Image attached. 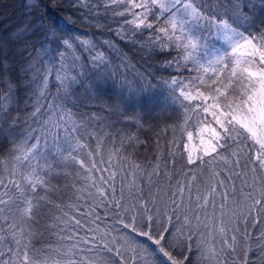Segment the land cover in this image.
Returning a JSON list of instances; mask_svg holds the SVG:
<instances>
[{
	"label": "snow or ice",
	"instance_id": "snow-or-ice-1",
	"mask_svg": "<svg viewBox=\"0 0 264 264\" xmlns=\"http://www.w3.org/2000/svg\"><path fill=\"white\" fill-rule=\"evenodd\" d=\"M41 4L26 2L0 36V264H264V0H66L69 12L173 70L167 79L138 71L104 41L134 73L119 82L107 52ZM109 14L115 30L100 22ZM96 104L137 123V109L171 110L169 127L187 138L181 158L194 168L173 186L159 157L148 170L124 155V138L105 156L114 136L96 123ZM61 177L72 181L69 203L50 195Z\"/></svg>",
	"mask_w": 264,
	"mask_h": 264
},
{
	"label": "trees",
	"instance_id": "trees-1",
	"mask_svg": "<svg viewBox=\"0 0 264 264\" xmlns=\"http://www.w3.org/2000/svg\"><path fill=\"white\" fill-rule=\"evenodd\" d=\"M26 2L30 3L31 0H0V36L6 35L8 30L11 29L21 18L23 12L26 11L24 8ZM65 3L66 0H42L41 12H45L49 17L65 19L69 26L75 29L76 34L80 35L82 39L89 40L96 44L100 50L106 51L111 58L112 64L119 66V72L123 74L117 77L118 82L123 81L124 77H127L128 81H133L134 73L130 68H125L121 64L119 53L109 49L104 41H112L115 43L120 52H123L129 58L125 63L130 62L135 65L138 71L148 69L157 76H163L165 79L168 78L169 72L173 71L172 69L165 71L160 67L164 58H149L147 53H142L138 48H133L127 42L120 41L119 37L115 36L114 31H109L107 27L97 28L95 26V20L91 22L87 19L82 20L80 18L82 15L81 13L69 12L66 8L62 7ZM85 11L87 10L85 9ZM101 15H103L102 9ZM100 22L102 24H111L113 30L117 28V24L113 22L110 14L107 17L106 22L104 20H101ZM173 55H175V53H173ZM53 63L55 64V61ZM149 65L152 67L149 68ZM109 71H115V68L110 67ZM185 75H187V73H185ZM56 83L57 82L54 79H50L49 90L53 96L57 94V88L54 86ZM89 110L99 112L98 104L90 106ZM136 111L141 117L139 123L135 120H127L116 116L109 117L105 112H99L101 120L96 123L105 126L103 127V130L112 133L114 136V140H106L105 142V156L107 155L108 149L119 147L121 139L124 138V149L122 150L124 155L128 156L131 161L139 163L148 170H150L149 166L156 163V158L159 157L161 170L167 171L169 175L173 177L171 184L174 186L176 179L183 180V176L179 175L182 170L186 171L187 167L194 168V166H186V155L183 159L181 158V153L184 151L183 145L187 143L186 136L182 137L178 130L174 132L173 129L169 127V125L175 121V114H173L171 110L165 114H160L158 111L148 114L141 112L139 109ZM113 121L115 122L114 124L112 123ZM128 136L138 137L143 143H133L130 146L126 139ZM172 141H175V143H171ZM90 143L95 147L94 141H90ZM197 144L198 141H193L189 144V147H193ZM6 146L7 141L4 137L0 136V149H3ZM173 151H176L175 157L170 155ZM173 158L176 160L175 168L173 169V166L168 164L167 169H165V161ZM71 182V178H69L68 181H65L63 177L58 180H52V184L58 185L59 191L51 193V198L58 203L71 202L73 196L72 191L69 188L64 187L66 183ZM157 183L165 192L168 191L169 181L167 177L159 179ZM117 188H120L119 180L117 181ZM145 190L147 189L145 188ZM124 195L125 198H128L127 186L124 188ZM194 196L195 192H193V197ZM86 210L85 207V211ZM98 211L101 216L104 215L103 209ZM50 215L51 213L47 208L41 211L38 218L41 230H43L45 223H50ZM207 215H212L211 208L208 209ZM201 218L203 219V214ZM104 223L110 225L112 221L109 219L105 220ZM101 226L103 227V225ZM259 227L264 228V225H260ZM249 232L255 235L257 230L250 228ZM45 238H47V233H45ZM136 239L143 240L144 238L139 237ZM129 255H132V253H129ZM229 264H231V261H229Z\"/></svg>",
	"mask_w": 264,
	"mask_h": 264
}]
</instances>
